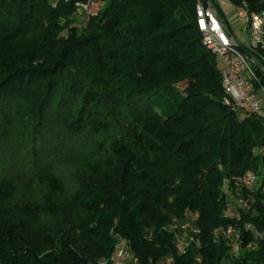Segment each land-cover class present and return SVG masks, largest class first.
Here are the masks:
<instances>
[{
  "label": "trees",
  "instance_id": "obj_1",
  "mask_svg": "<svg viewBox=\"0 0 264 264\" xmlns=\"http://www.w3.org/2000/svg\"><path fill=\"white\" fill-rule=\"evenodd\" d=\"M86 1L0 0V264H105L118 238L135 264H264V121L224 104L197 0Z\"/></svg>",
  "mask_w": 264,
  "mask_h": 264
},
{
  "label": "built area",
  "instance_id": "obj_2",
  "mask_svg": "<svg viewBox=\"0 0 264 264\" xmlns=\"http://www.w3.org/2000/svg\"><path fill=\"white\" fill-rule=\"evenodd\" d=\"M222 3H228L233 7L237 17L241 19L243 32L247 35V44L242 45L235 38L236 43L246 51L257 54L264 63V8L253 11L246 0H197L195 6L196 26L202 37L203 46L217 59L221 71V86L224 93V104L234 111H248L264 121V78L249 62V60L237 49L228 37L222 14ZM101 6L99 0H87L80 5L87 17V8L92 5ZM229 30V29H228ZM257 61V60H256ZM264 66V65H263ZM243 115V114H242ZM256 174L246 171L237 178V183L246 190H251L256 183ZM228 192L227 186H224ZM237 205L245 209L249 207L248 199L238 198ZM225 216H231L228 209ZM233 216L239 218L238 213ZM245 230L252 229L251 224L244 225ZM192 234L198 230H192L188 225H182L176 233L177 249L184 253L188 245L194 242ZM214 237L227 241L232 256L240 252L241 231L233 225L219 227L214 231ZM136 257L133 255L128 243L122 238L115 242L113 252L105 264H135ZM165 264H172L167 259Z\"/></svg>",
  "mask_w": 264,
  "mask_h": 264
},
{
  "label": "rangeland",
  "instance_id": "obj_3",
  "mask_svg": "<svg viewBox=\"0 0 264 264\" xmlns=\"http://www.w3.org/2000/svg\"><path fill=\"white\" fill-rule=\"evenodd\" d=\"M221 9L224 10L225 15L222 14V18L228 27L229 31L231 32L232 36L242 45L247 44V35L245 32H243V26L241 19L237 17L236 12L233 10V7L228 3H222ZM99 12L97 5H92L91 7L87 8V15L89 17L95 16ZM256 152V150H254ZM57 171H60L61 168L56 169ZM28 188H33V190L36 188L35 185H31V181L24 182L23 183ZM258 185V184H257ZM256 186V185H255ZM27 191H30V189L25 188Z\"/></svg>",
  "mask_w": 264,
  "mask_h": 264
},
{
  "label": "water",
  "instance_id": "obj_4",
  "mask_svg": "<svg viewBox=\"0 0 264 264\" xmlns=\"http://www.w3.org/2000/svg\"><path fill=\"white\" fill-rule=\"evenodd\" d=\"M226 33L228 35V37L230 38L232 44L241 51V53L249 60V62L253 65V67L264 77V66L259 63L258 61H256L252 55L246 51L245 49L241 48L235 41L234 37L232 36L231 32L225 28Z\"/></svg>",
  "mask_w": 264,
  "mask_h": 264
}]
</instances>
